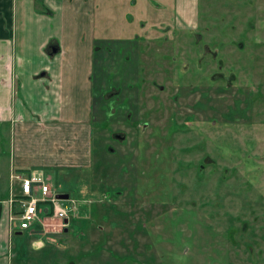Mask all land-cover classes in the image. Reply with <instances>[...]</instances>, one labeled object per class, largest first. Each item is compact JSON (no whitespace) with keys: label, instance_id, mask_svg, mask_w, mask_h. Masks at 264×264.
<instances>
[{"label":"rangeland","instance_id":"obj_1","mask_svg":"<svg viewBox=\"0 0 264 264\" xmlns=\"http://www.w3.org/2000/svg\"><path fill=\"white\" fill-rule=\"evenodd\" d=\"M108 1L106 35L79 40L93 166L44 179L68 230L42 255L23 231L16 263L264 264V0ZM10 143L0 128V194ZM47 208L31 235L60 225Z\"/></svg>","mask_w":264,"mask_h":264},{"label":"crops","instance_id":"obj_2","mask_svg":"<svg viewBox=\"0 0 264 264\" xmlns=\"http://www.w3.org/2000/svg\"><path fill=\"white\" fill-rule=\"evenodd\" d=\"M109 5L108 0L96 5L95 0H0V128L11 134L3 177L8 182L0 194V264H17L23 250L14 241L23 231L9 220L18 211L16 203H9L20 196L15 178L33 174L42 179H75L93 166L92 67L89 61L79 63V40L87 34L92 44L98 34L107 32L103 19H108ZM192 8L191 19H184L186 24L194 21ZM99 9L106 14L99 17ZM110 39L114 40L111 35ZM63 40L70 41L67 47L72 49L65 63L61 59ZM91 44L85 53L90 58L95 48ZM11 181L16 182V191ZM51 219L59 221L52 215ZM59 223L46 231L48 236L31 235L32 226L27 231L33 237L29 248L42 255L41 251L48 253L47 246L59 247L55 237L59 228L68 230V218L67 224ZM40 228L43 231V225Z\"/></svg>","mask_w":264,"mask_h":264},{"label":"built area","instance_id":"obj_3","mask_svg":"<svg viewBox=\"0 0 264 264\" xmlns=\"http://www.w3.org/2000/svg\"><path fill=\"white\" fill-rule=\"evenodd\" d=\"M15 179L19 182L20 196L11 199L9 203H16L18 211L9 220L15 223L18 230L29 231L34 223L41 224L39 216L46 214L43 211L47 207H50L51 215L59 221L67 220L66 208L59 207L55 194H51L49 186L41 176L31 174Z\"/></svg>","mask_w":264,"mask_h":264},{"label":"water","instance_id":"obj_4","mask_svg":"<svg viewBox=\"0 0 264 264\" xmlns=\"http://www.w3.org/2000/svg\"><path fill=\"white\" fill-rule=\"evenodd\" d=\"M53 51V50H52ZM57 200H66L67 199V195H65V194H63V195H57L56 197H55ZM63 223L64 224H67V220L65 219V220H63ZM63 231L64 232H66V229L64 228L63 229Z\"/></svg>","mask_w":264,"mask_h":264}]
</instances>
